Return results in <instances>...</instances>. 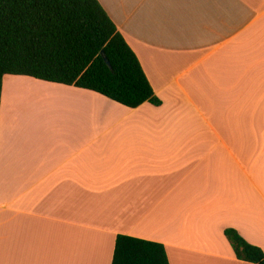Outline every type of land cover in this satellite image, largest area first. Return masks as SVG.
<instances>
[{
  "label": "crops",
  "instance_id": "obj_1",
  "mask_svg": "<svg viewBox=\"0 0 264 264\" xmlns=\"http://www.w3.org/2000/svg\"><path fill=\"white\" fill-rule=\"evenodd\" d=\"M161 101L5 75L0 264H112L118 235L170 264L264 253V0H98Z\"/></svg>",
  "mask_w": 264,
  "mask_h": 264
},
{
  "label": "trees",
  "instance_id": "obj_2",
  "mask_svg": "<svg viewBox=\"0 0 264 264\" xmlns=\"http://www.w3.org/2000/svg\"><path fill=\"white\" fill-rule=\"evenodd\" d=\"M5 75L75 86L128 108L161 101L98 0H0V97ZM238 260L264 264L263 251L224 230ZM112 264H170L164 245L118 235Z\"/></svg>",
  "mask_w": 264,
  "mask_h": 264
}]
</instances>
